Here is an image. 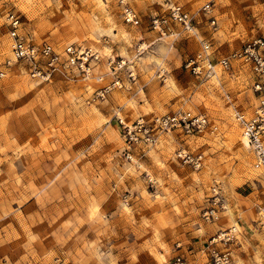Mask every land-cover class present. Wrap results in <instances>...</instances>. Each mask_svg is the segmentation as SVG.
<instances>
[{"label": "rangeland", "instance_id": "obj_1", "mask_svg": "<svg viewBox=\"0 0 264 264\" xmlns=\"http://www.w3.org/2000/svg\"><path fill=\"white\" fill-rule=\"evenodd\" d=\"M128 2L138 27L124 23L118 0H0V26L17 13L33 43L97 49L121 58L135 77L122 73L123 88L105 99L95 92L110 79L36 81L18 63L6 68L11 45L0 32V264H160L161 256L171 264L177 255L209 264L210 237L232 228L228 208L238 233L232 256L263 264L264 171L242 146L225 95L251 117L264 85L255 92L251 69L240 63L231 73L217 67L208 79L184 64L202 51V40L216 63L264 39V0ZM175 3L196 17L197 32L172 26L163 37L150 30V18ZM206 3L215 26L202 13ZM107 70L101 65L95 74ZM185 111L207 117L200 135L163 133L145 157L125 159L121 121ZM181 149L203 154L202 168L179 161ZM213 190L225 211L206 223Z\"/></svg>", "mask_w": 264, "mask_h": 264}, {"label": "built area", "instance_id": "obj_2", "mask_svg": "<svg viewBox=\"0 0 264 264\" xmlns=\"http://www.w3.org/2000/svg\"><path fill=\"white\" fill-rule=\"evenodd\" d=\"M122 9V18L126 25L138 27L141 19L128 0H118ZM202 13L207 17L211 26L216 25L214 7L211 3H206L202 8ZM196 17L182 4H171L164 16H154L149 20V28L153 32L163 36L170 33L172 26L181 28L182 31L192 33L197 32ZM5 30L12 44L13 58L28 72L29 76L37 81L51 82L53 79L61 78L66 82L94 81L102 84L106 80L110 81L98 88L95 95L99 99H105L115 89L123 88L122 73H127L128 79L135 81L132 72L126 70V65L121 58L103 57L89 47H82L70 44L63 49L57 50L54 45L44 42L41 47L34 45L32 35L27 33L20 15L9 12L6 22L0 26V32ZM201 48L205 55L209 70L206 73L203 68L204 59L201 52L189 58L185 64V71L196 78L204 79L209 73H214L217 67L225 72L233 71V63L247 65L254 78L255 92H261L264 85V39L256 38L241 48L239 51L231 53L229 56L219 59L216 63L213 58V51H210L208 42L201 41ZM6 68L11 67L9 60L5 63ZM104 65L108 70L104 73H96L97 67ZM5 73L0 71V78ZM226 100L232 107L235 120L239 124L243 137L249 145L255 157V168L264 171V100L260 99L259 105L255 108L253 115L248 117L237 105L233 103L232 97L227 93ZM208 126V119L204 114H194L189 111L178 114H167L155 116L151 121L143 118L138 119L133 124L128 125L121 122V131L125 148L123 156L127 161L134 158L141 159L147 155L146 149L156 142L158 136L174 130H181L186 135H200ZM177 159L185 165H189L196 170H200L204 163V156L201 153L192 154L186 149H181L177 153ZM152 182V181H150ZM212 202L205 209L203 219L206 223H211L219 218L223 211V204L219 197V192L213 190ZM236 243V237L232 229L219 231L210 237L206 248V259L209 264H230L232 261L231 247ZM171 264H192L183 255H177Z\"/></svg>", "mask_w": 264, "mask_h": 264}, {"label": "bare ground", "instance_id": "obj_3", "mask_svg": "<svg viewBox=\"0 0 264 264\" xmlns=\"http://www.w3.org/2000/svg\"><path fill=\"white\" fill-rule=\"evenodd\" d=\"M7 18V17H6ZM5 22H6V19H5ZM195 32V31H194ZM165 36H167V34H164L163 35V37H165ZM10 44H11V41H10ZM34 45H36V46H38V47H41L42 46V44L41 45H37V44H35L34 43ZM11 46H12V44H11ZM92 50H93V48H91ZM57 50H59V49H57ZM93 51H95V52H97L98 54H100V53H102L100 50H93ZM105 53L106 54H108L109 53V51L106 49L105 50ZM104 54V53H103ZM100 55H102V54H100ZM105 55V54H104ZM201 55H202V58L204 59V62H203V68H204V71L207 73L208 72V70H209V67H208V64H207V61L205 60V53L204 52H201ZM103 56V55H102ZM10 59L11 60H9L10 62H14V63H17L16 61H15V59L13 58V52H12V50H11V56H10ZM123 63H125V65H126V68H127V63L125 62V61H123ZM205 63V64H204ZM206 68V69H205ZM217 73V68L215 69V72L214 73H209L208 75H207V77H205L204 79H208V78H210V77H215L216 75H214V74H216ZM37 81V80H36ZM43 82V81H42ZM171 85L173 86V82H171ZM171 86V87H172ZM175 87V86H174ZM234 118H235V115H234ZM121 122H123V123H125L124 121H121ZM126 124V123H125ZM169 133V132H168ZM242 142V146L243 147H246L247 149H249V145H248V143H247V141L245 140V138L243 137V132H242V140H241ZM228 208V207H227ZM223 211H225V205L223 206ZM226 214H227V216L230 218V220L232 221V228H230V229H232V231H233V233H234V235H235V237H236V240H238L237 239V235H238V233H236L237 232V228H235V224H236V222H235V220H234V217H233V213H232V211L228 208V210H227V212H226ZM217 220H218V218H216ZM216 221V220H215ZM211 223H213V222H211ZM199 233H202V230L200 229L199 230ZM231 257H232V259H233V256H232V251H231ZM159 259V263L160 264H165V258L163 257V256H161V257H159L158 258ZM233 261V260H232ZM232 261H231V263L230 264H243V262L239 259V258H237V257H235L234 256V261H233V263H232Z\"/></svg>", "mask_w": 264, "mask_h": 264}, {"label": "crops", "instance_id": "obj_4", "mask_svg": "<svg viewBox=\"0 0 264 264\" xmlns=\"http://www.w3.org/2000/svg\"><path fill=\"white\" fill-rule=\"evenodd\" d=\"M9 43H10V42H9ZM10 45H11V44H10ZM11 50H12V46H11V49H10V53H11ZM234 256H235V255H234ZM234 256H233V261H234ZM235 257H236V256H235ZM233 261H232V263H233ZM243 261H244V260H243ZM243 261H242V262H243ZM244 263H245V264H255V262H248V263H247V261H244L243 264H244ZM263 264H264V263H263Z\"/></svg>", "mask_w": 264, "mask_h": 264}]
</instances>
